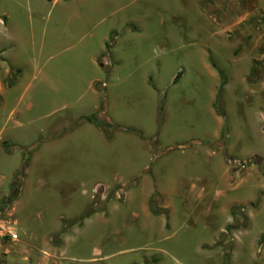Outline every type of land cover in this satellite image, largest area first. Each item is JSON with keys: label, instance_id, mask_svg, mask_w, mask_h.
Masks as SVG:
<instances>
[{"label": "rangeland", "instance_id": "374dc122", "mask_svg": "<svg viewBox=\"0 0 264 264\" xmlns=\"http://www.w3.org/2000/svg\"><path fill=\"white\" fill-rule=\"evenodd\" d=\"M62 1L0 0L7 17L0 16V221L17 235H0V264H264V0H90L98 8L85 27L52 15L51 5ZM124 21L131 32L116 33L110 47L119 66H108L109 75L100 68L96 114L102 119L108 107L114 123L154 136L145 138L151 154L158 153L157 137L167 148L218 136L213 145L223 154L208 157L196 146L197 155L174 152L157 165L159 181L169 172L202 178L186 202L173 195V209H161L171 215L165 231L166 217L151 223L136 205L134 195L148 186L126 193L137 185L132 175L153 163L133 133L115 132L108 144L86 123L43 143L13 187L35 145L73 127L77 112L97 107L77 87L82 74L97 71L86 66L81 47L70 49L90 28ZM110 55L106 50L112 62ZM213 63L228 80L225 119L213 115L221 83ZM218 160L231 167L228 186ZM151 200L150 208L163 205Z\"/></svg>", "mask_w": 264, "mask_h": 264}, {"label": "crops", "instance_id": "0c3cea01", "mask_svg": "<svg viewBox=\"0 0 264 264\" xmlns=\"http://www.w3.org/2000/svg\"><path fill=\"white\" fill-rule=\"evenodd\" d=\"M113 1L119 2V0H113ZM126 1L127 0H125L123 2L121 0L119 2V5L124 3L128 6V4L133 3V1H130V3H126ZM108 2H109V0H107V2H106L107 5H108ZM94 3H95V1H94ZM98 3L100 4L98 6H101L104 4L103 2H98ZM97 8H98L97 4L94 5L93 2L90 0H66V1H62V2H55L51 5L52 15L55 12H58L59 14H62L63 17H66L68 21L80 22L82 27L83 26L85 27L88 23L93 22L94 13H95ZM0 16H3L5 19H7V17L5 15H0ZM103 17H107V16H103ZM130 22L131 21H124L123 24H121V27L117 28V27L113 26V27H110L106 30H102L100 28L101 24H99L94 29L92 27V28H90V30L88 32H85L83 34V37H81V41L79 42V45L77 47L71 48V49L70 48L64 49V51L69 50V49L75 50V49L81 47L82 51L84 52V56H85V62L84 63H86V66L87 65L89 66V69H91L93 71L94 70L97 71V75L95 77L91 76V75H89L88 77L86 75L84 77L82 74L81 77L79 78L80 82H78V85H77V87L80 89V92H81V94H80L81 99H83L86 95L90 94L93 97V100L96 99L94 104L97 103V107H95L94 111L92 113H89V114H82V113L77 112V114H76L77 118L91 117V116L95 115L97 113V111L99 110V103L100 102H99V99L97 97V93H98V86L101 84V72H100L101 70H100V68H105L106 72L109 75L110 68L118 67L120 64V59H115L112 56L113 49H109L108 52H111L110 56L112 57V59H115V60L110 62L107 59V57L105 56L106 44L109 43V36L113 32L119 33L122 29L124 30V31H122L123 34L131 32L127 28V25ZM97 29H98V32L95 33V31ZM118 40H119V36L117 35L114 37L113 43L110 45V47H114L115 45H117ZM4 53H6V51ZM108 66L110 68L107 69ZM182 76H183V74L181 75V77ZM180 79H182V78H180ZM227 82H228V80H227ZM49 83H50V86L52 88L57 87L59 89L61 87V86H55L53 81H50ZM227 84H226V86H227ZM102 86L105 88L107 87L105 83H103ZM226 86L224 87L222 99L224 98V94L226 92V90H225ZM4 93H5L4 87L0 83V97L3 96ZM216 97H217V95H216ZM215 102H216V99L213 101V104H212V107L214 110H215V108H214ZM222 103H223V100H222ZM75 104H76V102L74 104L72 103L71 106L75 107ZM83 106H85V104H83ZM69 107L70 106H68V105H64L62 107V109H68ZM215 114L218 115L216 111H215V113H213V115H215ZM102 119L109 121L110 124L115 126L114 130L111 131L110 138H108V136L103 131V129H101L99 126H97L96 123H90L88 121H83L81 123V125L78 127H81V126L83 127L87 123L86 124L87 126L93 127L94 129L100 131V133L103 132V134L105 136V141L108 144L112 143L113 138L116 134L115 132L122 131V133H125V135L133 133L134 135L139 137L142 145L149 152V155H151V156H149L150 159L149 158L148 159H149V161H152L153 163L151 165H149V167H145L143 174L139 175L140 173L138 171L135 173V175H132L131 179L138 178L137 185L134 189H130L129 191L126 192L127 195H130L129 193L133 192V190L141 189L139 187L140 186L143 187V183L145 186H148V187H146L147 188L146 191L143 190L144 193L136 194L134 196L136 197V205L140 204V208L143 211L144 216L147 217L151 223H154V217L155 216L164 217L163 216L164 212L161 214H154L151 211L149 203H150V200L153 196L156 195L157 197H159L160 205L163 204L162 206H159L160 211H161V209H168L169 211H171L173 209L172 203H175V201H173L174 199L172 198V196L173 195H177V197L180 196V198L185 200V202H186L187 201L186 196H189L188 193L192 190L194 191V189L198 186L197 182H201V180H202V178H200V177H196V178L194 177L193 180L189 177H186L184 179V178H180V176H179L180 174L174 175L173 172H169L166 175V182L161 181V180L159 181V178H163V176L161 175L160 171L157 168V165L159 163H161V161H163L164 159H166L170 155H173L174 152L179 153L182 156L186 155V153H189V152H193L194 155H197V154H199L198 151L193 150L196 146H198L199 149H205L203 153L208 157L215 156L217 154H221V152H219V147H217V145H213L215 143V141L219 138V136L214 137V139L212 141H209L206 139H191L189 144H175L173 146H168L167 148L161 147L159 140H158V137L156 136L157 137L158 153L159 152L160 153L158 154L157 152H153L151 154V148L149 146V143L147 141H145V138H153L154 136H150V137L145 136L143 131H141L138 128L123 127V126H120L119 124L114 123L109 116L108 107L104 110ZM220 125H221V127H220ZM78 127H75L73 129L70 127L71 129L68 128V130L62 134L58 133L56 135H52V136L43 138L42 142H40L38 144V146L36 147V149L34 150L32 156H31V159L33 158V155L40 150L43 143L55 142V141L59 140L61 137H63L66 133L72 132V131L76 130ZM219 127H220V132H221L222 123L221 124L219 123ZM127 130H135L138 133L133 132V131H127ZM219 135H220V133H219ZM195 140H200V143L194 142ZM132 144L137 145L136 141H133ZM221 155L223 156V154H221ZM183 163H184V161L182 162V165H183ZM215 165H217V168H222V169L225 168L226 176L224 178V175H222L221 181L226 186H228L231 167L230 166L226 167L224 165V160H221V161L218 160ZM163 185L165 187H163ZM204 188H205L204 186L201 187L202 193L200 192L199 195L205 194ZM222 197L225 199V201H226L225 203L228 204L229 201L226 200L228 198L227 194L223 193ZM212 211H213V209L212 210L210 209L209 215L212 214ZM170 216L171 215H169V214L167 216H165L166 217V224L168 221L169 226H170ZM227 218H229V214H227ZM165 226L166 225L164 222V224L162 226V229L164 231H165V229H164ZM147 227H149V225ZM164 231H163V233H164Z\"/></svg>", "mask_w": 264, "mask_h": 264}, {"label": "trees", "instance_id": "16d2710c", "mask_svg": "<svg viewBox=\"0 0 264 264\" xmlns=\"http://www.w3.org/2000/svg\"><path fill=\"white\" fill-rule=\"evenodd\" d=\"M52 1L53 0H47V2H49V3H51ZM115 36H116V33H114V32L111 33L110 40L114 39ZM109 49H110V43H107L106 44V50L109 51ZM213 66L217 69V71H218V73L220 75V78H221V83H220V87H219L218 94H217V97H216V102L214 104V108H215V111L217 112V114L219 116H222L225 119V112H224V109H223V106H222V96H223L224 87L227 84V78L225 76V73L222 70H220L215 63H213ZM181 75H182V72H179L177 74V76L173 80V84H176L180 80ZM103 112L104 111L101 110V118L103 116ZM162 112H163V106L161 105L159 107V118H158V124L159 125L162 123V114H163ZM83 121H88L90 123H96L97 126H99L101 129H103V131L106 133V135L108 136V138H110V136H111V133L109 132L110 129L113 130L115 128L112 124L109 123V121H107L105 119H100V113L99 114H95L94 116H91V117H82V118H80L78 120V122L73 127H71V128L73 129L75 127L80 126ZM225 126H226V120H225ZM67 130H63L59 134H62L64 132H66ZM127 131L136 132L135 130H127ZM136 133H138V132H136ZM38 144L35 145V148L33 150H31V152H29V154L25 157V159L23 161V168L20 171V173L17 175L16 181H15V183L13 185L14 188L19 187V178L24 176L25 169L27 168L28 163H29V158L32 155L33 151L38 146ZM14 190H16V189H14ZM16 195H17V193H16ZM156 197L157 196L155 195L152 198L151 202H156ZM151 210H152V212L154 214H161L162 213V211H160L159 209H156V208L153 209L151 207ZM92 213H94L93 210L92 211H86V212H84L79 218H77V219L71 221L70 223H68V226L75 225L76 223H81L86 218H89L92 215ZM166 227L167 228L169 227L168 221H167ZM64 232H65V229H61L60 233H64Z\"/></svg>", "mask_w": 264, "mask_h": 264}, {"label": "built area", "instance_id": "2783aa9c", "mask_svg": "<svg viewBox=\"0 0 264 264\" xmlns=\"http://www.w3.org/2000/svg\"><path fill=\"white\" fill-rule=\"evenodd\" d=\"M230 163H233L236 167H242V162L236 161V160H231ZM4 234V235H8V237H10L11 239H16L17 235L15 233L12 232V230L8 229L6 227V225H4L1 221H0V235Z\"/></svg>", "mask_w": 264, "mask_h": 264}]
</instances>
